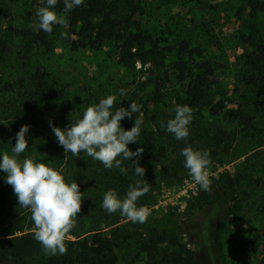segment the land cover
<instances>
[{
    "label": "rangeland",
    "instance_id": "rangeland-1",
    "mask_svg": "<svg viewBox=\"0 0 264 264\" xmlns=\"http://www.w3.org/2000/svg\"><path fill=\"white\" fill-rule=\"evenodd\" d=\"M248 2L134 0L137 14L131 15L128 8L123 12L131 15L134 28L147 30L165 53L163 63L156 68L143 62L124 64L119 43L106 42L96 50L74 49L78 38L71 12H63L59 5L55 11L65 17V25L53 26L49 34L51 47L47 48L37 40L38 32L29 27L36 20V9L44 6L46 0H0V128L6 130L0 144H15L20 128L30 125L26 139L30 136L31 145L26 157L62 170L64 177L69 178L67 165L72 154L65 155L50 126L38 120L35 108L40 100L34 93L36 78L49 76L56 83L55 88L64 91L67 108L63 112V124L58 127L69 126L71 121L82 118L88 106L114 95L113 110L120 106L129 108L132 101L141 105L131 119L121 121V126L130 130L135 119L143 121L146 114L165 113L166 105L182 93L189 76L197 73V64L208 62L213 67L209 92L223 102L224 114L221 126L216 128L218 138L224 140L210 154L211 180L226 171L239 172L237 168L245 158L255 154L241 171L247 179L239 188L246 194L241 196L244 207L237 214L239 217L222 224L219 231L221 264H264L263 215L252 201H264V78L255 68L262 39L261 25L252 18ZM61 33H66L67 38ZM157 83L162 86L165 98L158 105L151 99ZM237 112L252 118L248 128L232 117ZM81 155L84 156L83 152ZM183 169L179 179L170 182L169 176L158 167L152 172L151 180L158 184L161 199L149 212L161 211L156 217L176 228L190 218L193 212L190 200L199 189L188 170L184 166ZM215 183L212 181L211 185ZM254 185L256 193L251 195ZM2 210H8L11 216L21 210L25 224L31 222L13 196L0 202ZM182 230L186 232L184 227ZM67 238L74 239L71 235Z\"/></svg>",
    "mask_w": 264,
    "mask_h": 264
},
{
    "label": "trees",
    "instance_id": "trees-1",
    "mask_svg": "<svg viewBox=\"0 0 264 264\" xmlns=\"http://www.w3.org/2000/svg\"><path fill=\"white\" fill-rule=\"evenodd\" d=\"M63 11V2L58 3ZM134 0H84L83 5L74 8L71 12L72 26L76 27L78 42L74 49H98L103 43H119L121 46L120 59L126 65L137 62L150 63L158 67L163 63L165 53L160 51L151 34L140 27L134 28L130 18L137 14ZM251 16L256 23H260L262 44L255 58V68L264 78V2L249 0ZM130 9V14L124 13ZM37 40L45 47H51L49 33L39 31ZM197 73L189 76V81L183 86L173 101L178 105H188L193 111V120L189 127V137L186 141H177L172 134L161 127L174 116L173 102L166 105L165 113L146 114L141 124V134L137 143H130L128 147L135 152L138 148L144 151L139 158V165L145 169V176L135 175L130 160L122 161V166L128 169L122 174L119 169H105L99 161L86 155L71 156L67 165L68 183L76 181L83 193L81 212L76 217V227L66 237V255H46L39 242L34 239V223L31 213L27 209L31 222L25 224L26 218L22 211L9 215L8 210L0 211V264H221L220 228L231 218L239 217L242 211L245 192L239 190L242 182L246 181L241 171L255 156L251 154L239 165V172L226 171L218 174L210 185V191L199 186L196 195L190 200L192 214L190 218L178 227L162 223L157 218L161 211L152 209L145 223H132L119 212L109 214L101 205L104 194L112 189L123 198L129 185L136 180L149 183L150 190L140 197L137 207L143 206L151 209L161 199L158 184L153 183L152 172L158 167L169 176L170 182L179 179L184 166V157L180 155L183 147L191 145L194 149L208 150L213 153L214 148L220 146L216 128L221 126L224 119L223 102L216 100L215 95L209 92L213 85L210 79L213 67L208 62H201L196 66ZM49 76L41 75L35 80L37 98L40 100L36 113L43 125L49 121L58 127L63 124L64 110L67 104L64 100V91L55 88ZM185 89V90H184ZM157 105L165 102L162 86L157 83L151 98ZM221 106V107H220ZM240 124L248 128L252 118L242 112L232 114ZM211 118H213L211 120ZM216 118L218 120H216ZM134 126V122L130 124ZM131 127V128H132ZM130 128V129H131ZM6 130L0 128V139L5 138ZM221 134V132H219ZM30 136H27L28 146ZM33 144V142H32ZM15 144H0V158L4 152L11 154ZM19 159L26 157V151ZM119 158V157H118ZM185 175V174H183ZM164 177V176H163ZM165 178V177H164ZM6 173L0 171V202H5L9 196L14 195L10 185L5 183ZM169 180H165L169 184ZM256 187H251V195L256 193ZM246 199V198H243ZM259 213H262L264 222V201L252 200ZM238 204V205H237ZM233 216V217H231ZM16 219L15 221H13ZM186 229V232L182 229ZM22 233V235H17ZM188 238V241L186 238ZM193 245V248L191 247Z\"/></svg>",
    "mask_w": 264,
    "mask_h": 264
},
{
    "label": "clouds",
    "instance_id": "clouds-1",
    "mask_svg": "<svg viewBox=\"0 0 264 264\" xmlns=\"http://www.w3.org/2000/svg\"><path fill=\"white\" fill-rule=\"evenodd\" d=\"M63 12L67 13L83 5L84 0H62ZM60 0H46L44 6L35 11L36 20L29 27L34 32L44 31L51 34L54 25H65V17L55 11ZM67 38L66 33H61ZM124 91L121 90V95ZM114 95H108L92 104L83 112L82 118L71 121L65 128L56 127L52 121L49 126L57 142L63 147L65 155L71 153L79 157L83 152L86 156L103 164L105 169L117 168L122 174H127L128 169L122 166V161L130 160L134 167L135 175L145 176V169L139 165V158L143 148L133 152L128 145L137 143L141 134L140 119H135L134 126L125 130L121 121L131 119L133 113L140 111L141 105L132 101L129 108L119 107L114 109ZM174 116L166 122H161V127L173 135L177 141H186L189 137V125L193 120V109L188 105H178L173 102ZM30 125H23L16 134V143L12 152H4L0 158V171L6 173L5 183L13 189L18 206L31 213L34 223V239L42 246L46 255H66V237L76 227V217L81 212L83 193L79 184L74 180L66 182L62 170H55L45 163H37L33 158L19 159L20 155L28 148L26 133ZM180 155L184 157V167L192 180L201 189L210 191L211 158L207 150L194 149L191 145L183 147ZM119 157V158H118ZM150 190L149 183L136 180L130 184L124 197L121 198L117 191L108 190L102 200V207L109 213L119 212L132 223L143 224L150 215L149 209L137 207L140 197ZM245 228L248 225H244Z\"/></svg>",
    "mask_w": 264,
    "mask_h": 264
}]
</instances>
